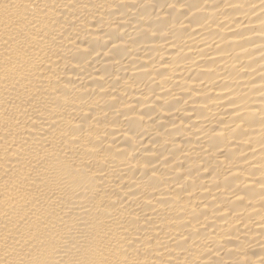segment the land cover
<instances>
[{
	"label": "bare ground",
	"instance_id": "1",
	"mask_svg": "<svg viewBox=\"0 0 264 264\" xmlns=\"http://www.w3.org/2000/svg\"><path fill=\"white\" fill-rule=\"evenodd\" d=\"M0 264H264V0H0Z\"/></svg>",
	"mask_w": 264,
	"mask_h": 264
}]
</instances>
